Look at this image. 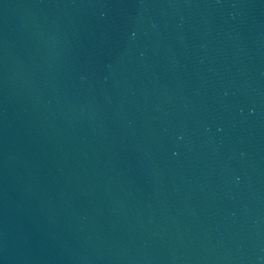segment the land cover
Returning a JSON list of instances; mask_svg holds the SVG:
<instances>
[{"label":"water","instance_id":"obj_1","mask_svg":"<svg viewBox=\"0 0 264 264\" xmlns=\"http://www.w3.org/2000/svg\"><path fill=\"white\" fill-rule=\"evenodd\" d=\"M0 264H264V0H0Z\"/></svg>","mask_w":264,"mask_h":264}]
</instances>
